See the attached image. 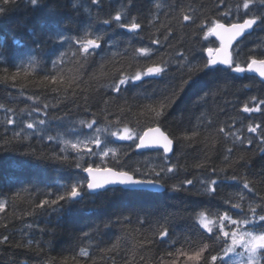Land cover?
Returning a JSON list of instances; mask_svg holds the SVG:
<instances>
[{"label": "trees", "instance_id": "trees-1", "mask_svg": "<svg viewBox=\"0 0 264 264\" xmlns=\"http://www.w3.org/2000/svg\"><path fill=\"white\" fill-rule=\"evenodd\" d=\"M156 2L131 0L129 14L124 22L129 23L135 17L142 25L138 33L119 28L114 22L111 25L103 23L111 19L122 5L129 4V0H102L99 7L91 6V15L84 11L91 0H79L78 3L77 0H41L40 7L31 6L28 0H15L14 5L6 6L7 10L0 13V104L13 109V113L7 115L14 120L44 119L47 122L40 126L45 129L40 134L44 136L43 139L40 135H31L27 140L13 139L21 125H7L4 108H0V202L6 204L5 210L0 212V239L9 237L8 243L0 244V264H92L93 260L95 264H172L177 249L188 253L198 250L202 247L200 241L204 237L193 226L194 215L207 211L209 219H212L216 213L227 211L233 219L243 218L240 210L224 203L229 198L232 203L238 202L235 194L242 190V184L226 181L217 186L214 196L203 194L200 184L201 180L216 178L211 168L226 166L224 149L231 147V142L225 145L221 141L213 147L211 139V134L221 126L226 130L232 126V131L240 129L244 136L253 138L251 145L237 144L231 159L235 161L243 156L245 160L233 164L227 175L246 176L251 182L252 191L243 190L246 197L242 202L244 212H247L249 203L264 204V153L260 151L264 145L258 142L256 134L247 132L250 123L264 127V105H261V112L242 111L245 103L255 107L264 101V82L255 76L246 73L238 75L216 65L213 66L214 70L195 72L183 92H179L182 80L187 79L189 73L187 67L181 69L177 64L187 57L189 65L202 66L207 59L206 49L218 47L213 37L204 38L203 31H196L193 35L195 29L189 22H184L181 30L177 20L181 8L185 11L189 6L197 9L200 19H221L220 13L232 7L233 15L222 19L224 23L241 22L253 14L260 15L264 8L253 7L245 16L242 8L240 13L235 12V6L242 5L243 0H224L223 4L220 0H160L165 5L175 3V8L165 6L159 10L154 8ZM153 15L159 16L155 27L148 25ZM89 24L93 34L103 33L105 40L84 69L83 79L86 83L81 84L80 88H89V100L85 105L83 96L78 94L72 97L71 90L67 99L63 98L62 92L53 93V87L63 86L52 85L43 78L55 74L51 71V62L60 52L68 53L65 57V74L78 75V65L71 59L69 45L58 47L51 37L56 35L57 29L62 30L64 35L82 36L84 27ZM161 24L169 25L173 30L167 41L163 39L166 33ZM156 28H160V31L156 32ZM156 38L161 40V44L151 43ZM139 48L152 49V55L140 56L136 52ZM262 50L264 24L258 21L253 30L233 46L232 55L237 62L246 65L250 56L259 58ZM33 58L37 64L29 69L27 77L22 75L16 81L3 79L5 75L10 77L20 65H27ZM161 61L168 65L161 76L146 77L142 82H135L136 86L125 85L119 94L107 87L96 90L97 82L107 85L112 79L118 78L119 73L115 77L112 75L117 69H122L125 75H132ZM174 92L178 93L174 103L165 109L162 117L154 118L148 107L158 108V102L165 97L172 99ZM29 97L40 99L31 100ZM58 99L61 102L56 108L43 109L44 103L56 104ZM33 107H39L41 111L33 112L28 117L27 111ZM85 107L89 109L88 112H85ZM22 109L25 110L23 114ZM121 109L124 111L121 112ZM105 114L109 121L119 118L121 130L127 126L142 134L148 128L159 126L173 139V151L165 160L161 150L138 151L135 147L137 141H111L113 148L118 149L119 165L111 157L106 161L100 157H84L82 166H122L126 170L140 168L141 173L152 166L157 171L160 167L175 166V172L161 176L165 190L121 191V187H112L113 190H103L99 194H85L83 199L66 205L63 212L38 209L34 214H29L40 200L54 199L55 194L62 191L60 185H71L86 176L81 169L41 156L42 153L44 157L53 152L59 153L58 142L49 141L47 136L55 137L59 133L71 137L66 134L67 129L77 125L81 119L90 121L95 118L96 127H104ZM57 117L63 119H54ZM108 128L116 129V125L109 124ZM31 131L28 130L29 133ZM193 131L200 134L194 141L180 139L186 134L191 135ZM206 137L209 139L206 140ZM33 150L35 154H31ZM74 156L75 153L69 152L70 159ZM200 163L205 167L196 168ZM189 179L193 180V184H184ZM174 184H183L182 190L173 191L171 186ZM257 214L264 212L258 207ZM125 217L128 219L125 220ZM162 225L169 228L171 239L179 238L174 248L161 243L144 248L138 246L140 241L152 238L154 230ZM225 227L231 229L227 223ZM260 227H264V222L257 226ZM84 233H89L91 239L84 238ZM185 236L191 238L192 245L183 242ZM29 241L31 246H28ZM117 241L119 247L113 252L102 251ZM204 242L211 243L210 240ZM89 245L90 256L80 257V249ZM218 251L212 250L206 256ZM169 252L173 254L171 257L168 256ZM73 257L76 259L73 260ZM177 264L194 262L181 257Z\"/></svg>", "mask_w": 264, "mask_h": 264}, {"label": "snow or ice", "instance_id": "snow-or-ice-1", "mask_svg": "<svg viewBox=\"0 0 264 264\" xmlns=\"http://www.w3.org/2000/svg\"><path fill=\"white\" fill-rule=\"evenodd\" d=\"M79 0H77V3ZM102 3V0H91V3L88 7L84 8L85 12H88L91 15V6L95 5L99 7ZM129 4L121 6V9L115 13L111 19L104 20L103 23L106 25H111L113 22L119 27L126 29L132 33H138V30L142 28L141 23L137 22V19L133 17L131 22L125 23L124 20L128 17L129 14ZM220 3L223 4L224 0H220ZM15 0H0V13H4L7 9L6 6L14 5ZM28 4L33 7H40L41 0H28ZM167 6L169 9L175 8V3L165 5L157 0L154 4V8L159 10ZM259 6L264 8V0H243L242 5L237 4L235 6V12L240 13L241 8L244 10V15L247 16L249 11L253 8ZM76 7V4L73 5ZM98 15V13H97ZM167 15V13H166ZM233 15L232 7H228L226 11L220 13L221 19L204 17L200 19V16L197 14V9L189 6L188 10L185 11L184 8L180 9L179 16L177 18L178 24L183 30L184 22H189L194 26L195 31L193 35L196 34V31H203L204 38L208 37H218L220 40V47L218 48H207L208 53L206 63L202 66L200 65H189L187 62V57H184L182 61H178V68H188V78L183 79L182 83L179 86V92H183L184 87L189 84L192 79V75L197 71H204L205 69L214 70L212 66L215 65H224L226 70L234 73H246L252 72L258 74L259 77L264 78V50L261 51V55L257 58L256 55L250 56L246 65H242L237 62L232 52L230 51L233 41H236L238 37L243 36L248 30L252 29L254 25H257L258 21L264 24V11L260 15H251L250 18L243 19V22H234V23H224L222 19H228ZM199 19V23L197 20ZM159 22V16L153 15L151 19L148 20V25L155 27ZM161 27L165 30V35L163 37L164 41L169 39V36L172 33V28L169 25L161 24ZM92 26L86 25L83 29L82 36H69L64 35L62 30L57 29L56 35L51 37L54 43L58 47H63L65 44L69 45V50L71 51V59L75 61L78 65V75L68 76L64 71L65 57L67 52H60L59 56L52 60V69L51 71L55 74L50 76H45L44 81L51 83L52 85H62L63 87H53L51 91L53 93H63V98L67 99L69 96V91L71 90V96L76 97L78 94L83 96L85 105H87L89 100V88H80V85L86 83L84 81V69L88 66L90 58H94L97 54V51L101 49L102 42L105 40L103 33L95 35L91 30ZM206 29V31H204ZM160 28H156V32H159ZM2 43V42H0ZM17 43H19L17 41ZM152 44L159 45L161 40L159 38L152 39ZM75 50H72V48ZM259 47V46H258ZM136 52L140 56H150L152 55V49L150 48H139ZM116 55L115 53L113 54ZM37 62L35 59H31L27 65H20L17 68V71L12 74L10 77L5 75L3 79L5 81L11 79L16 81L18 77L22 75L27 77L29 69H33L36 66ZM104 65H101L103 68ZM167 62L161 61L160 64L147 67L146 70H138L132 75H125L122 69H117L113 73V77L116 76V73H119L118 78L112 79L107 85H100L97 82V89L101 87H107L113 92L119 94L122 91V87L125 85L132 84L135 85V82H142L146 77H158L164 74L167 70ZM264 82V79H262ZM79 90V92L77 91ZM126 90V89H125ZM178 95L177 92L173 93L172 99L165 97L164 100L158 102L159 106L157 107H148V111L154 116V118L159 119L164 115L165 109L170 107L175 101V97ZM31 100H39V97H29ZM255 100V97H252ZM61 101L58 99L56 104L49 105L47 103L43 104V109L47 110L50 107L56 108ZM105 104L108 103L107 100L104 101ZM261 105H264V101H260L255 107H249L247 103L243 105L242 111L244 113H253L261 112ZM79 107V105H77ZM0 108H4L6 113L5 123L7 125H12L19 123L20 130L14 133L13 139L17 140H27L31 135H40L45 131L44 128L40 126L46 125V120L37 119L31 121H25L20 118L18 121L14 120L11 116H8V113H13V109L5 108L3 104H0ZM41 109L39 107H33L27 111V116L31 117L33 112L39 113ZM89 109L85 107V112H88ZM103 111L106 112V109ZM124 109H121L123 112ZM25 112L24 109L21 110V114ZM95 117V114H92ZM56 120H62L63 118L57 117ZM104 119L106 124L103 128L96 127L97 120L93 118L92 120L81 119L78 121V128H69L67 129L66 134L74 136V139L64 138V134H59L57 136L48 135L47 139L49 141H57L59 144V153L53 152L50 156L44 157L42 153L41 156L47 159H53L61 162L62 164H67L69 167L74 166L77 169H81L87 175L83 179H78L71 185H60L62 189L61 192L55 194L54 199H42L35 206L32 213L34 214L38 209L48 210L51 209L53 212H63L65 206L77 202L80 199H83L85 194H99L101 190H113L109 186L120 185L123 186L121 191L124 190H142L140 186L154 187L161 185V176L164 173H173L176 171L175 166H166L160 167L159 171L156 170L155 166H152L148 171L141 173L140 168H133L131 170H126L124 167L112 168V167H93L92 164H88L87 167H83L81 161L84 157H100L106 161L107 158L111 157L117 165L120 164L118 157V149L108 147V137H115L121 141H133L136 148H155L162 150L165 160H167V154L173 151V139L161 130L159 126L154 128H148L142 134L132 131L130 128L125 126L122 130L119 128L121 123L120 119L117 118L115 121H109L107 114H105ZM115 124L116 130L109 131L108 125ZM211 124V121H209ZM235 121H233V125ZM91 130V134L84 133L83 129ZM232 126H228V130L224 126L219 127L214 133L211 134V139L213 141V147L215 144L223 141L225 145L231 142V147H225V155L223 157L225 167L217 169L215 167L211 168L210 171L215 179L211 180H201L200 184L203 188V194L214 196L217 191V186L225 183L226 181H232L238 184H242V190L235 194L238 202L232 203L231 198L224 201L225 204H230L232 209L240 210L243 214L241 219H233L227 211L223 213H216L214 218L209 219V214L207 211H201L192 217L193 226L200 230V235L204 237V240H210L211 243L204 242L201 240L202 247H199L198 250L188 253L182 249H177L176 259L172 261V264H177L179 259L183 257L186 261L194 262V264H264V227L257 228L260 222H264V214H257V208H260L261 212H264V204H255L249 203L247 206V212H244L242 202L245 201L246 197L243 190L249 192L252 191L250 187V181L246 176H236V175H227L229 168L233 164H239L241 161H244L243 156L238 157L235 161L231 159L232 153L236 148L237 144L243 145L245 143L251 145L253 143V138L244 136L240 129L236 131L231 130ZM28 130H32L31 133ZM247 132L256 134L258 142L261 145H264V127L261 124H248ZM101 133H105V138H101ZM23 134V135H22ZM199 132L193 131L191 135H184L180 139H183L188 142L194 141L198 136ZM40 138L43 139L44 136L40 135ZM206 140L209 137L205 138ZM260 151L264 153V148H261ZM69 152L75 153V156L70 159ZM31 154H35L34 150ZM198 169L205 167L203 163L197 164L195 166ZM224 173V175H221ZM139 174V175H137ZM153 177L152 179L141 178V177ZM184 184L192 185L193 180H186ZM173 191H180L183 188L181 185H172ZM18 195V194H17ZM49 195H52L51 193ZM5 202H0V212L5 210ZM250 213V215H249ZM128 218L125 217V220ZM165 225L167 224V218L165 217ZM231 226V230L225 229V224ZM215 229V231H214ZM84 238L91 239L89 233L83 234ZM9 241L8 236L2 237L0 239V244H6ZM179 242V238L176 240L171 239L169 234V228L167 226H160L158 230H154L153 237L140 241L138 246L144 248L145 246H151L155 243L167 244L168 247L174 248L176 243ZM183 242L188 245H192L193 242L190 237L185 236ZM28 246H31L29 241ZM89 245L88 247H83L79 251L80 257H89ZM117 247H119V241L116 244L112 245L110 248L102 250L107 252H113ZM219 249L216 254L207 255L212 250ZM171 252L168 253V256H172ZM76 258L73 257V260ZM143 259V257H141ZM78 264V262H77ZM92 264H95V261H92Z\"/></svg>", "mask_w": 264, "mask_h": 264}, {"label": "water", "instance_id": "water-1", "mask_svg": "<svg viewBox=\"0 0 264 264\" xmlns=\"http://www.w3.org/2000/svg\"><path fill=\"white\" fill-rule=\"evenodd\" d=\"M241 22H243V21H241ZM255 27V25L253 26V28ZM253 28L252 29H250V30H248L243 36H241V37H238L237 38V40L236 41H233V43H232V47H231V49H230V51L232 52V48H233V46L239 41V40H241L245 35H247V34H249L252 30H253ZM217 42H218V44H219V46L218 47H220V40H219V38L218 37H215V36H212ZM217 47V48H218ZM206 56H208V53H207V51H206ZM216 66V65H215ZM221 66H223V67H226V66H224V65H221ZM213 67V66H212ZM236 74H238V75H242L243 73H236ZM246 74H248V75H252V76H255V77H257L260 81H262V79H264V78H261V77H259L258 76V74H256V73H252V72H246ZM155 127H157V126H155ZM151 128H154V127H151ZM147 130V129H146ZM145 130V131H146ZM162 130V129H161ZM163 131V130H162ZM164 132V131H163ZM170 138V137H169ZM137 143H138V141H137ZM138 151H146V150H158V149H155V148H136ZM162 151V150H161ZM171 153L172 152H170V153H168L167 154V156H169V155H171ZM85 175H87L86 173H85ZM110 188H112V187H123V186H120V185H112V186H109ZM140 188L142 189V190H146V191H150V192H163L164 190H165V187L161 184L160 186H154V187H146V186H140ZM101 191H103V190H101Z\"/></svg>", "mask_w": 264, "mask_h": 264}, {"label": "rangeland", "instance_id": "rangeland-1", "mask_svg": "<svg viewBox=\"0 0 264 264\" xmlns=\"http://www.w3.org/2000/svg\"><path fill=\"white\" fill-rule=\"evenodd\" d=\"M73 127H75V128H78L79 127V125H78V123H77V125L75 124V125H73L72 126V128ZM101 128H103V127H101ZM109 129V128H108ZM116 129H109V131H115ZM84 133H87V134H91V130H88V129H83L82 130ZM64 138H66V139H74L75 137L74 136H71V137H66V136H64ZM101 138L102 139H104L105 138V133H101ZM108 140L111 142V141H121V140H118V139H116L115 137H108ZM57 142V141H56ZM108 143V147H112L113 148V146L111 145V143ZM225 229L226 230H231V229H227L226 227H225Z\"/></svg>", "mask_w": 264, "mask_h": 264}]
</instances>
